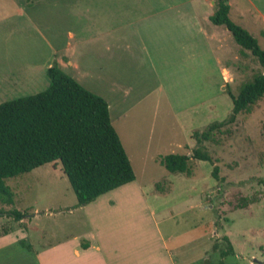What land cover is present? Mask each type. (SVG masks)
I'll return each mask as SVG.
<instances>
[{"label": "rangeland", "instance_id": "374dc122", "mask_svg": "<svg viewBox=\"0 0 264 264\" xmlns=\"http://www.w3.org/2000/svg\"><path fill=\"white\" fill-rule=\"evenodd\" d=\"M38 2L29 19L43 30ZM69 5L99 16L88 27L66 20L74 37L62 42L57 35L58 42L51 41L69 45L67 52L61 50L67 58L61 67L41 33L32 32L28 24L16 33L6 23L0 25V104L43 92L49 85L46 71L57 65L106 101L135 175L127 189L104 199L122 202L125 213L103 216L108 232L123 228L150 234V220H155L164 238L171 236L168 248L177 264H264V97L210 140L197 143L193 136L229 116L231 96L264 73L257 59L228 31L225 46L205 39L202 32L172 33L158 15L149 13L146 1L115 2L114 15L108 14L107 0ZM207 9L203 5L200 11ZM231 21H236L233 14ZM253 35L264 50V38ZM196 148L206 151L211 162L192 159ZM168 154L189 156L190 175L166 171L158 160ZM214 167L217 177L212 176ZM5 185L14 197L12 204L0 197V234L20 228V241L39 248L87 232L83 211H71L77 199L59 162L7 179ZM10 211L26 216L16 222L5 215ZM225 237L233 253L221 257L227 249Z\"/></svg>", "mask_w": 264, "mask_h": 264}, {"label": "trees", "instance_id": "16d2710c", "mask_svg": "<svg viewBox=\"0 0 264 264\" xmlns=\"http://www.w3.org/2000/svg\"><path fill=\"white\" fill-rule=\"evenodd\" d=\"M228 14L229 6L226 0H221L210 21L228 30L235 43L249 51L264 69V50ZM46 75L49 85L43 92L0 104V197L12 204L14 195L5 180L55 162L60 163L74 192L77 208L132 183L135 175L111 125L106 101L86 90L57 65L48 68ZM263 97L264 73H260L244 83L236 96H231L233 107L225 120L210 124L203 132L193 133L197 143L210 140L214 132L234 123L241 112L250 113ZM191 158L211 162V157L201 148L194 149ZM189 159L187 155L168 154L159 157L158 162L169 173L190 175ZM217 170L213 168V177H217ZM5 215L16 222L26 216L18 211ZM224 240L227 249L221 257L233 253L228 238ZM20 245L25 246L23 242ZM260 251L264 257V246Z\"/></svg>", "mask_w": 264, "mask_h": 264}, {"label": "crops", "instance_id": "0c3cea01", "mask_svg": "<svg viewBox=\"0 0 264 264\" xmlns=\"http://www.w3.org/2000/svg\"><path fill=\"white\" fill-rule=\"evenodd\" d=\"M69 1L77 2L79 0H0V25H9L7 27L10 32L16 33L20 32L25 24H28L33 29L32 32L41 33L39 36L44 38L47 49L56 56V64L61 67L67 64V61H64L67 58L62 55L61 50L68 51L69 45L67 43L63 47L62 45H55L58 42L57 35L62 38V42L68 36L74 37L68 26L64 25L66 20H69L70 17L74 25L76 23L81 27H88L95 25V18L99 16L92 17L90 10L78 9L77 5L70 9ZM107 1L108 14L114 15V3L128 0ZM142 1L148 3L149 13L158 15L162 21L161 24H166L172 33H178L181 29L187 32H202L205 39L217 40L225 46V40L228 36L226 31L228 30L223 26L214 25L210 21V17L216 12L221 0H157L158 5L152 3L154 0ZM37 2L38 5L42 2L43 8L40 10L43 11L44 17L43 30L40 28L39 22L35 23L29 19ZM226 3L229 6L230 20L231 14L235 15V24L244 28L253 37L255 36L253 33H256L264 38V0H226ZM203 5L208 6L209 9L202 13L200 10ZM50 16L53 18L51 19ZM84 31L82 28L81 32ZM1 32L2 28L0 27ZM52 33L56 35L53 36ZM228 33L230 32L228 31ZM254 38L256 39V37ZM176 39L177 37H173L171 41L174 43ZM53 40L57 42L53 44ZM128 185L102 195L83 207L77 208L76 205L71 207V211L77 209L83 211V218H86L85 221L89 226L88 230L86 229L87 232L65 235L60 240L47 243L39 248L28 244L29 249L25 247L26 244H24L25 246L20 245L22 242L18 237L21 235L18 234L21 231L20 228L1 233L0 264H4L5 261L7 264H177L174 259L175 253L168 248V243L172 238L171 236L164 238V235L157 228L155 220H150L153 228L150 234L128 233L123 228L119 232L112 231L111 233L103 226L105 224L103 216L107 213L110 215L125 214L122 212V202L104 199L111 195L110 193L127 189ZM144 205L147 206L146 203ZM152 216L153 213L150 212V217L152 218ZM127 229L129 230L128 227ZM12 233L16 234V238L11 239ZM21 237L24 236L21 235ZM83 245L87 248H83ZM10 249L14 251L5 256L3 252ZM2 257L4 258L3 261Z\"/></svg>", "mask_w": 264, "mask_h": 264}, {"label": "water", "instance_id": "95a60500", "mask_svg": "<svg viewBox=\"0 0 264 264\" xmlns=\"http://www.w3.org/2000/svg\"><path fill=\"white\" fill-rule=\"evenodd\" d=\"M227 4V3H226Z\"/></svg>", "mask_w": 264, "mask_h": 264}]
</instances>
